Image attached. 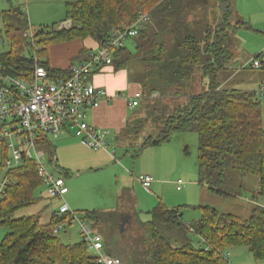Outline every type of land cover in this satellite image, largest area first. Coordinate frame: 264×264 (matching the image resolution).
Wrapping results in <instances>:
<instances>
[{
  "label": "trees",
  "instance_id": "16d2710c",
  "mask_svg": "<svg viewBox=\"0 0 264 264\" xmlns=\"http://www.w3.org/2000/svg\"><path fill=\"white\" fill-rule=\"evenodd\" d=\"M211 3L212 0H80L67 3L65 19L52 29L33 32L32 40L28 36L29 18L20 8L2 12L10 50L1 56L0 78L29 79L38 64L52 80L70 79L72 68L50 66L51 46L90 39L96 49L81 52L79 60L85 63L105 45L114 29L130 26L147 15L148 21L139 34L129 40L135 52L125 46L113 54L111 66L116 71L137 68L139 78L134 82L146 97L141 102L145 105L136 109L137 116L126 129L141 131L148 122L152 123L157 136L147 137L144 148L170 142L175 134L197 133L198 182L223 197L242 198L243 181L249 176L259 181L248 217L223 213L209 205L197 207L201 218L189 227L190 232L201 237L203 248L190 243L174 245L159 231L160 226L178 223L184 206L169 208L159 202L150 212L151 221L136 222L143 232L127 249L120 241L124 234L117 235L122 219L115 213H81L82 219L103 236L107 253L122 264H229L223 255L235 248H247L255 260L264 261V205L258 201L264 197V103L253 91L225 89L219 82L232 61L233 37L243 28L250 29V24L235 11V0ZM70 21L71 28H58ZM144 112L146 118L138 117ZM1 149L4 161L0 171L9 158L7 148ZM235 175L241 182L239 190L232 191L229 186ZM8 176L14 183L0 196V227L8 229L0 243V264H98L84 239L65 244L55 234L69 216L60 218L54 214L49 223L43 222L42 213L17 217L20 210L40 200L37 191L44 185L34 162L25 159ZM72 224L73 220L69 225Z\"/></svg>",
  "mask_w": 264,
  "mask_h": 264
},
{
  "label": "rangeland",
  "instance_id": "374dc122",
  "mask_svg": "<svg viewBox=\"0 0 264 264\" xmlns=\"http://www.w3.org/2000/svg\"><path fill=\"white\" fill-rule=\"evenodd\" d=\"M76 1L80 0H0V59L10 50L2 12L11 7L20 8L29 18L28 33H37L59 25L65 19L67 3ZM214 2L215 0H212L211 4ZM65 26L67 29L71 28L72 22L65 23ZM238 32L233 37L232 61L228 70L219 76V82L225 89L234 86L250 90L258 85L264 86V69L251 68V63L257 59V56L260 55L258 58L260 61L264 60V36L252 30ZM126 46L135 52L132 41L127 42ZM136 69L134 66L128 70L132 81L139 78ZM229 78H234V82L224 85ZM144 105L145 102L140 108ZM262 109L264 128V104ZM138 110H130L131 112L127 113L135 118ZM138 117L146 118L147 116L144 112ZM142 129L131 131L125 128L118 133L117 138L110 137V154L106 151H94L65 129L61 130L59 137L52 133L45 134L43 137L45 141L39 147L46 154V163L52 161L56 155L58 169L66 180L68 190L65 201L73 211L78 215L81 213L85 215V211L110 212L115 213L118 219H123L124 214L130 216L128 221L130 224L125 225L122 232L124 235L120 238L124 249H127V246L132 244V240L143 232L138 230L136 222L151 221L150 212L159 201L169 202L171 208L184 206L183 217L178 223H184L188 227L180 226L178 223L159 227L160 233L177 246L190 243L196 248L204 247L201 237L193 231L190 232L192 229L190 227L201 218V211L197 208L200 205L215 207L223 213L231 212L236 215H246V217L250 215L251 204L245 200L248 198L253 200V195L259 186L256 177L249 176L243 181L244 190L240 192L243 196L242 201L240 197L234 199L218 195L212 192L208 185H198L200 139L197 133L175 134L170 142L144 148V140L150 135L156 137L157 131L151 122ZM110 155L116 159H111ZM3 161V151L0 148V164ZM3 171L4 169L0 171V177ZM140 174H149L154 177L156 182L152 188L146 190L136 180ZM124 175L127 181L133 182V187L130 182L129 189L126 190H123ZM172 179L175 180L174 184L169 182ZM178 180H183L185 183L181 192L177 189ZM240 182L239 176L235 175L229 186L230 190H239ZM37 196L40 200L35 205L20 210L17 217L36 215L48 204L60 205L58 199H51L48 196L44 186L37 191ZM258 201L264 204V197H260ZM79 231V224L75 221L72 225H67L60 232L59 237L65 244H75L69 240L68 233H72L74 241H78ZM7 233L8 229L0 227V243ZM119 233L121 230H117V235ZM228 254L229 264H264V261L255 260L247 248L231 249L226 251V255Z\"/></svg>",
  "mask_w": 264,
  "mask_h": 264
},
{
  "label": "built area",
  "instance_id": "2783aa9c",
  "mask_svg": "<svg viewBox=\"0 0 264 264\" xmlns=\"http://www.w3.org/2000/svg\"><path fill=\"white\" fill-rule=\"evenodd\" d=\"M147 21L148 16L143 15L130 26L114 29L105 45L94 52L89 61L72 68L68 80H52L48 71L38 64L29 79L0 78V148H7L10 155L0 177V196L14 183L8 176L9 172L21 166L25 159L34 162L48 196L63 201L57 216H69L56 228L55 234L59 235L71 220L73 223L76 221L98 264H122V261L107 253L103 236L66 203L68 190L66 180L58 169L57 157L46 163V154L39 146L45 134L59 137L61 130L65 129L94 151H109V131L90 125L87 111L99 108L104 102H112L114 98L106 90L95 86L90 77L99 68L111 66L114 52L136 37ZM59 29H67L65 23ZM28 36L32 40L34 33ZM263 67L264 60L257 58L251 63L252 69ZM254 94L264 103V86L255 89ZM145 98L143 91L128 97L129 109L136 110ZM152 98H157V95ZM136 180L146 190L155 183L154 177L149 174H140ZM184 184L183 180H178L177 189L182 190ZM223 259L230 263L229 254L225 253Z\"/></svg>",
  "mask_w": 264,
  "mask_h": 264
},
{
  "label": "crops",
  "instance_id": "0c3cea01",
  "mask_svg": "<svg viewBox=\"0 0 264 264\" xmlns=\"http://www.w3.org/2000/svg\"><path fill=\"white\" fill-rule=\"evenodd\" d=\"M235 11L248 24H250V29L243 28L241 29V31L252 30L264 36V0H236ZM238 33H240V30ZM85 49H96V44L92 40L87 39L84 41L76 40L68 43L53 45L49 48V52H48L50 66L54 69H63V70L79 66L81 62L85 61L84 59L79 60V56L81 52ZM250 62L251 61H249V63ZM90 80L98 88H102L106 90L108 94L114 98V100L112 102L102 103V105L99 108L88 110L87 121L90 125L96 128L108 130L110 133L109 138L110 137L117 138L118 133L125 130L128 122L132 118L127 113L128 111L131 112L128 106L129 104L128 97H132L136 93L141 92L142 88L134 81H132L129 71L127 70L116 71L113 66L103 67V69H101L100 71L95 72L90 77ZM232 82H234V78H229L228 80L225 81L224 85L231 84ZM260 86L263 85H258L256 88L250 90L239 89L238 87H234V86L228 89L254 92V90ZM110 146H111V140H110ZM109 152L110 150L106 151V153L110 154ZM110 157L111 159L113 158L111 155ZM125 177L126 176L124 175L125 183L123 185V190L129 189L130 182H131V186L133 187V182L130 180L127 181ZM169 182H171V184H174L175 180L172 179V181ZM258 188L256 189V192L258 191ZM249 200L250 199L248 198L245 201L249 204L254 203L253 201L251 200L249 201ZM58 201L60 202L59 206L58 205L53 206L48 204L44 206L43 209L40 211V213H42L44 223H49L53 215L56 214L60 206L63 204V201L59 199ZM240 201H242V198H240ZM159 202H163L169 208H171L169 202L168 203L164 201H159ZM125 216L126 215L124 214V217ZM79 235L80 236L78 237L80 239L79 240L75 239L78 241H74V236L72 235V233L70 234L68 233L69 236L68 238L72 243H78L83 239L80 231H79Z\"/></svg>",
  "mask_w": 264,
  "mask_h": 264
},
{
  "label": "water",
  "instance_id": "95a60500",
  "mask_svg": "<svg viewBox=\"0 0 264 264\" xmlns=\"http://www.w3.org/2000/svg\"><path fill=\"white\" fill-rule=\"evenodd\" d=\"M129 219H130V216H125L123 219H122V224H121V228H120V230H121V232H123V230H124V227H125V225L127 224V222L129 221Z\"/></svg>",
  "mask_w": 264,
  "mask_h": 264
},
{
  "label": "flooded vegetation",
  "instance_id": "af4514ba",
  "mask_svg": "<svg viewBox=\"0 0 264 264\" xmlns=\"http://www.w3.org/2000/svg\"><path fill=\"white\" fill-rule=\"evenodd\" d=\"M128 224H130V222H127ZM120 228H121V226H120Z\"/></svg>",
  "mask_w": 264,
  "mask_h": 264
}]
</instances>
